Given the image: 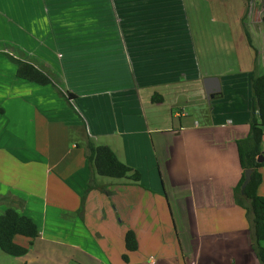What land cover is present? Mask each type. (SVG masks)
Returning <instances> with one entry per match:
<instances>
[{"label":"crops","instance_id":"crops-1","mask_svg":"<svg viewBox=\"0 0 264 264\" xmlns=\"http://www.w3.org/2000/svg\"><path fill=\"white\" fill-rule=\"evenodd\" d=\"M156 8L155 0H0V211L15 208L39 226L34 241L16 237L29 248L23 264H261L234 196L251 80L241 88L219 77L222 90L208 99L212 76L189 67L191 47L174 50L188 34L184 16L168 22ZM12 58L55 86L19 80ZM199 80L209 101L250 85L246 108L208 117L205 127L182 114L179 127L159 128L169 96L188 98L180 83ZM88 139L141 181L98 176ZM129 230L135 252L126 248Z\"/></svg>","mask_w":264,"mask_h":264},{"label":"rangeland","instance_id":"rangeland-1","mask_svg":"<svg viewBox=\"0 0 264 264\" xmlns=\"http://www.w3.org/2000/svg\"><path fill=\"white\" fill-rule=\"evenodd\" d=\"M155 4L160 7L156 8V13L161 10L162 17L168 22L178 20L180 13L184 16L188 34L182 37V43H175L174 50L176 54L182 55V52L192 48V58L187 61L189 67L197 72V76L219 78L228 75L226 79H221L226 82L235 81L234 84L242 88L248 83V79L251 80V76L264 70V0H155ZM170 5L183 10L175 11ZM180 84L188 98L177 100L169 96L160 110L161 117L166 116L168 120L166 123H159V128L179 127L182 114H187L193 122L196 121L203 127L209 125L206 120L208 117L236 115L246 108V93L251 90L250 85L247 91L244 89L245 94L241 89H232L227 93L230 94L228 98L209 101L201 80L183 81ZM158 89L161 92V88ZM151 93L154 94V91ZM180 102L183 103L179 104ZM177 113L180 118L176 116ZM154 126L156 125L151 122V127ZM106 143L108 142L103 141L100 144ZM17 240L24 242L25 238L18 237ZM23 259L24 257L9 256L0 250V264H23Z\"/></svg>","mask_w":264,"mask_h":264},{"label":"trees","instance_id":"trees-1","mask_svg":"<svg viewBox=\"0 0 264 264\" xmlns=\"http://www.w3.org/2000/svg\"><path fill=\"white\" fill-rule=\"evenodd\" d=\"M247 37L251 43L248 33ZM12 61L17 66L16 77L19 80L43 87L55 86L52 78L34 64L15 58H12ZM251 87L253 98L250 132L247 138L239 140L237 143L243 173L235 188L234 196L236 204L246 211V219L254 238V250L260 263L264 264V247L262 246V242H264V197L258 195V188L262 183V175L259 170L264 168V163L258 162V157L264 152V74L252 77ZM69 96L73 98L72 94ZM153 102L161 103L163 97L156 94L153 97ZM86 158L88 166L100 177L131 179L136 183L141 181L139 171L123 163L109 146L96 145L91 139H88ZM248 169L253 170L251 181L242 191L246 179L245 172ZM17 236L34 241L39 236V226L31 217L23 215L15 208H8L0 215V250L9 256L22 258L28 254L29 248L18 244ZM125 242L129 252L138 250V239L134 231L129 230L126 233ZM32 243L30 242V245ZM124 260L129 262L127 255L124 256Z\"/></svg>","mask_w":264,"mask_h":264},{"label":"water","instance_id":"water-1","mask_svg":"<svg viewBox=\"0 0 264 264\" xmlns=\"http://www.w3.org/2000/svg\"><path fill=\"white\" fill-rule=\"evenodd\" d=\"M204 86H205V91L208 96V99L213 98L216 94L220 93L222 90V86L220 83V79L216 77H208L204 80ZM258 162L259 163H264V152L258 157ZM253 170L248 169L245 172V182L242 186V191H244L247 187V185L251 181V175H252Z\"/></svg>","mask_w":264,"mask_h":264}]
</instances>
